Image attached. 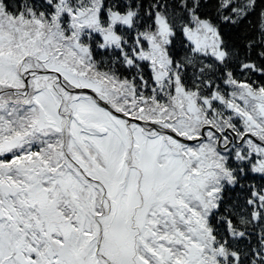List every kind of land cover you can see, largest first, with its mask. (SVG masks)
<instances>
[{
  "label": "snow or ice",
  "instance_id": "obj_1",
  "mask_svg": "<svg viewBox=\"0 0 264 264\" xmlns=\"http://www.w3.org/2000/svg\"><path fill=\"white\" fill-rule=\"evenodd\" d=\"M0 264H264V0H0Z\"/></svg>",
  "mask_w": 264,
  "mask_h": 264
}]
</instances>
